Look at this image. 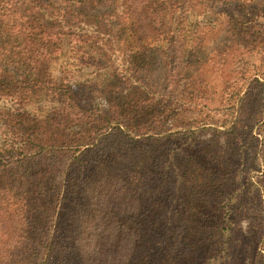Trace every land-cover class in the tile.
<instances>
[{
    "label": "rangeland",
    "instance_id": "obj_1",
    "mask_svg": "<svg viewBox=\"0 0 264 264\" xmlns=\"http://www.w3.org/2000/svg\"><path fill=\"white\" fill-rule=\"evenodd\" d=\"M52 3L60 12L67 11L70 15H75V21L79 20L81 23L80 30L74 31L73 34L69 32L61 41L55 43L53 49L56 53L52 56L48 70L53 78L69 74L74 84H95L101 82L105 73L116 70L127 71L135 78L122 85L121 89L133 87L135 93L126 100H131L136 95L148 99L150 92L162 93L168 83L166 39L172 32H179L180 29L186 33L192 44V49L188 50L182 65L184 76L179 83L180 92H186V95L195 92V102L201 104L208 102L211 115L221 117L225 105L237 103L243 97V103L239 106L245 113V119L251 120L250 124L254 126V140L244 132H241L240 139L233 140L234 144L229 147L223 135H219L218 138L213 132L196 134L188 140L187 136L173 133L171 126L175 125L177 120L172 115V118L161 124L164 130L161 131L162 135L157 136L159 138H155L159 140L156 145H144V152L153 155H141L137 163L139 167L145 166L146 170L156 171L161 165L158 167L155 163L150 165L152 158L159 155L160 146L168 148L167 141L172 139L171 149L176 151L175 147L184 146L186 143L184 149L187 159L185 165L179 169L182 179L178 185L180 190L178 196H182L181 198L169 199L171 198L169 190L175 195L172 183L169 186L161 185L158 179L147 182V179L140 178V173H136L135 184L139 186L141 192H144L148 203L147 212L132 225L142 236L147 237L151 245L145 246V250L134 264H202L203 255L208 247L207 233L211 224L217 220V217L211 213L212 205L207 202L208 196L216 195L220 190L232 191L237 188L232 173L242 166L249 165L256 153L264 156V146L261 144L264 143L261 142L263 137L258 136L255 131L264 124V118L258 114L264 106L262 103L264 88L250 79L253 72H248L246 77H242V72L246 69L245 57L248 56L246 48L256 39L259 32L264 33V0L245 2L241 0H166L165 2L163 0H52ZM160 12H162V20L158 25L157 15ZM219 14L227 15L229 18L221 21ZM257 14H261L260 20ZM100 27L103 29L101 34L97 31ZM7 29L0 28L1 38L4 36L2 32ZM5 36L8 37V34ZM15 36L13 34V41ZM112 37L127 41L129 46L120 50L117 55L111 57L108 55L107 58L110 59H107L104 57L107 54L103 52L99 42L101 39ZM254 54L251 57L256 61L252 62L256 64L258 73L262 74L264 53ZM7 59L1 56L0 65H4V60ZM13 60L18 61L15 58H12ZM12 73L18 76L20 74L19 71ZM19 80L21 81L16 82L17 85L13 89H7L6 85L0 83V146L11 141L21 144L22 141L14 137L24 136L27 132L25 130L35 122L45 119L57 105L51 97L29 98L27 101L16 99L17 92L27 86L24 78ZM178 95L181 96L180 93ZM178 99V96H174L165 104L174 103ZM98 103L107 106L104 99H99ZM8 113L17 116V124L21 125V129H15L7 124ZM185 115L189 120L199 118L198 113L186 112ZM257 121L261 123L255 125ZM169 129L172 131L167 133ZM161 137H169V139L165 140ZM215 142L221 148V153L217 156L218 160L214 156H208L207 153L209 145ZM190 143L196 144L190 146ZM251 143L256 147L255 150H250ZM100 150L88 157L89 171L105 170L106 167L117 169L123 164L133 163L137 157L128 155L124 147L117 149L110 157L107 154L103 155L105 151ZM73 152L74 150L68 154V157H61L55 151L45 156L47 161L37 160L43 167L49 164L56 175L42 178L36 183L31 182L23 190H19L12 201L33 208L34 202L42 197L40 202L44 205V209L29 212L30 216L26 223H31L33 230H25V232H28L27 238H32V247L37 251H40L41 246L46 245L50 239L61 244V248L64 246L62 256L66 254V260L60 255H55L52 264H83L75 244V236L78 233L77 216L82 217L86 211L84 191L86 181L73 174H70L66 180L63 178L64 170L70 169L67 167L68 164L75 165L70 159ZM27 156L29 157V154L20 153L19 156L15 154L5 157L0 155V177L5 166H8L10 171L15 167L13 164L20 159L24 160L20 165L24 166L26 162V167L34 169L35 164L31 163L32 160ZM220 156L223 159L220 160ZM261 167L259 172L252 174V179L264 187V160ZM219 195L220 193L217 197ZM205 199L206 203H204ZM245 199L250 204L246 207L238 228L240 235L241 230L250 245H246L241 253V264H254L256 251L264 248V235H262L264 214L258 211V205L251 197L247 196ZM181 200H183L182 205H180ZM141 222L146 225L139 227ZM240 235L239 239H241ZM23 242L27 243V241Z\"/></svg>",
    "mask_w": 264,
    "mask_h": 264
},
{
    "label": "trees",
    "instance_id": "obj_2",
    "mask_svg": "<svg viewBox=\"0 0 264 264\" xmlns=\"http://www.w3.org/2000/svg\"><path fill=\"white\" fill-rule=\"evenodd\" d=\"M245 1L241 0V2ZM161 15L162 12L157 15L158 25L161 24ZM260 15L257 14L258 20L261 19ZM218 16L221 21L229 18L223 14ZM80 24L79 20L75 21V15H70L67 11L60 12L52 0H0V28H8L7 31L2 32L4 36L0 37V57L8 58L4 60V65H0V83L6 85L7 89H13L17 85L15 83L24 78L27 86L17 92L16 99L27 101L29 98L51 97L57 104L45 119L35 122L25 130L27 132L24 136L14 137L22 141L21 144L11 141L0 146L1 156L29 154L31 158L27 156L28 159L35 164L34 169L26 167V162L24 167L20 165L24 160L20 159L13 164L15 167L10 171L8 166H5L1 172L0 264H52L55 255H60L66 260V254L62 256L65 248L64 246L61 248V244L56 240H48V243L37 251L32 247V238H27L28 232L25 230H33L32 224L26 223L30 216L29 212L44 209V205L40 202L42 197L34 202L33 208L30 205L22 206L17 201V203L12 202L16 193L23 190L26 185L56 175L49 164L43 167L37 161L39 159L47 161L48 159L45 158L47 154L56 151L61 157H68V154L74 150L70 159L75 165L68 164L67 167L70 169L64 170L63 178L66 180L70 174H73L86 181L84 186L86 211L82 217L77 216L78 233L75 236V244L81 254L82 263L134 264L145 250V246L151 245L147 237L142 236L132 225L147 212L148 203L144 192H141L139 186L135 184L136 173H140V178L147 179V182L158 179L161 185L169 186L172 183L175 195L169 190L168 193L171 195L169 199L182 197L178 196L180 192L178 185L182 179L179 169L185 165L187 159L184 149L186 143L183 144L184 146H173L176 151H172V139L161 137L165 140L169 139L167 141L169 147L160 146L159 155L152 158L150 166L155 163V166L161 165L163 169L159 168L160 170L156 172L146 170L143 165L141 167L137 165L141 155H153L144 152V145H156L159 140L155 138H159L157 136L162 135L161 131L164 130L161 124L174 115L173 118L177 120V125L171 126L174 134L187 136L186 138L190 140L196 134L213 132L218 138L219 135H223L228 147L234 144L233 140L240 139L241 132L249 135L252 140L255 138L254 126L250 124L251 120L245 119V113L239 106L243 103V97L238 98L237 103L225 105L221 117L211 115L208 102L206 104L195 102V92L187 94L189 96L186 92H180L179 83L184 76L182 65L188 50L192 49V44L186 33L179 28V32H172L166 39L168 83L162 93L150 92L148 99L136 95L133 99L126 100L135 93L133 87L121 89L122 85L135 78L127 71L116 70L105 73L101 82L95 84H74L69 74L53 78L52 73L48 72L52 56L56 53L53 47L69 32L73 34L74 31L80 30ZM148 28L151 29L150 26ZM97 31L103 33L102 27ZM6 33L8 37L5 36ZM13 34L16 35L14 41ZM2 40H4L3 44ZM99 43L103 47V52L107 54L104 56L106 58L108 55L110 57L117 55L120 50L129 46L127 41L116 37L101 39ZM246 49L248 56L245 57L246 69L242 72V77H246L248 72H253L250 79L264 88V73H258L256 64L252 62L256 60L251 57L255 55L254 53H264V33L259 32ZM12 58L18 61H12ZM263 68L264 64L261 71ZM16 71L20 72L19 76L12 73ZM179 93L181 96L178 95ZM13 96L16 97V94L13 93ZM174 96H178L179 99L174 103L165 104ZM99 99H104L107 106L99 104ZM262 103L264 105V98ZM186 112L198 113L199 118L189 120L185 115ZM258 114L264 118V106ZM7 120L9 126L21 129V125L17 124L16 115L8 113ZM260 123L261 121H257L255 125ZM255 131L258 136L263 137L261 142H264V124ZM195 144L190 143V146ZM261 144L264 146V143ZM122 147L128 155L137 156L133 163L123 164L117 169L106 167L105 170L89 171L88 157L91 154L101 149L100 151H105L103 155L107 154L110 157ZM249 147L250 150L256 148L253 143ZM207 153L208 156H214L218 160L217 156L221 153V148L215 142L209 145ZM259 155L256 153L249 165L242 166L232 173L237 188L232 191L220 190L216 195L208 196L207 202L212 205L211 213L217 217V220L211 224L207 233L208 247L203 255L202 264H241V253L246 245H250L241 230L240 235L238 228L246 207L250 204L245 197H251L258 205V211L264 214V187L252 179V174L262 168L264 156ZM219 159L223 157L220 156ZM38 167L40 169H37ZM165 167L167 168L164 169ZM182 204L183 200L180 201V205ZM144 225L146 224L141 222L139 227ZM162 245L163 242L160 246ZM262 251L264 248L256 251L254 264H264Z\"/></svg>",
    "mask_w": 264,
    "mask_h": 264
}]
</instances>
